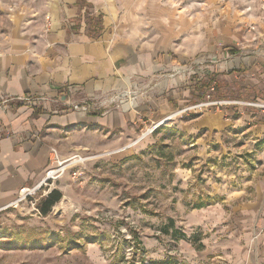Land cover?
<instances>
[{"label":"crops","instance_id":"0c3cea01","mask_svg":"<svg viewBox=\"0 0 264 264\" xmlns=\"http://www.w3.org/2000/svg\"><path fill=\"white\" fill-rule=\"evenodd\" d=\"M213 9L211 0H0V212L44 179L53 149L63 156L83 140L154 126L211 87L216 100L244 104L207 108L190 124L264 142V111L245 104L264 103V58L248 50L264 49V20L251 19L262 10L229 24ZM228 202L230 213L219 205L171 221L176 264H264V179ZM193 231L201 245L183 236ZM144 245L163 264L160 242Z\"/></svg>","mask_w":264,"mask_h":264},{"label":"rangeland","instance_id":"374dc122","mask_svg":"<svg viewBox=\"0 0 264 264\" xmlns=\"http://www.w3.org/2000/svg\"><path fill=\"white\" fill-rule=\"evenodd\" d=\"M211 5L213 20L227 17L230 24L252 8L262 14L241 16L264 20V0H211ZM248 50L264 58V49ZM208 92L209 101H220ZM225 101L233 102L227 106L237 102ZM184 110L158 128L162 122L129 135L110 132L108 143L100 135L97 142L67 146L63 156L59 153L64 171L43 186L35 206L24 201L0 212V264H158L144 245L146 238L165 248L160 263L183 262L169 235L171 221L219 205L230 213L229 193L264 179V142L254 143L248 132L232 128L199 130L189 121L207 108ZM54 190L62 200L44 217L39 206ZM197 234L183 236L195 242ZM201 239L195 243L201 245ZM95 246L98 252L92 254Z\"/></svg>","mask_w":264,"mask_h":264},{"label":"built area","instance_id":"2783aa9c","mask_svg":"<svg viewBox=\"0 0 264 264\" xmlns=\"http://www.w3.org/2000/svg\"><path fill=\"white\" fill-rule=\"evenodd\" d=\"M49 20H50V18H47L48 27L50 26ZM214 92H215V88L211 87L209 89L208 94L211 95ZM206 95L204 94V98L207 99V101L205 103L199 104V105L194 106L192 108H187V109L184 110V112H187V111H190V110H193V109H203V108H209V107H215V106L224 107V106H227V105H231L233 103V102L224 101V100L211 102V101H209L210 97L206 96ZM19 101L31 103L28 98H21V99H19ZM237 104L238 105H242L244 103L238 102V101L234 103V105H237ZM245 104L248 105V106H251V107L259 108L262 111H264V103H261V102H249V103H245ZM156 129L157 128H154L153 131H155ZM153 131H151L150 133H153ZM52 155H53V157H52V160H51V167L46 172V175H45L44 179L39 184H37L34 187L21 189L20 192H19V197H18L17 201L14 204H12V207L15 206V205H18L19 203H22L24 201L30 202L33 206H35L36 203L38 202V198L41 196L40 192L42 191L43 186L45 184H47L50 180H54L55 178H57L58 174L62 173L64 171L65 168L62 169V165L64 164V162L60 161L59 154H58V151L56 149L52 150ZM55 162L57 163V168H52V165H54Z\"/></svg>","mask_w":264,"mask_h":264},{"label":"trees","instance_id":"16d2710c","mask_svg":"<svg viewBox=\"0 0 264 264\" xmlns=\"http://www.w3.org/2000/svg\"><path fill=\"white\" fill-rule=\"evenodd\" d=\"M62 197L63 196L60 191L54 190L47 198L43 200V202L39 206L40 213L44 217L48 216L53 207L62 200Z\"/></svg>","mask_w":264,"mask_h":264},{"label":"bare ground","instance_id":"6f19581e","mask_svg":"<svg viewBox=\"0 0 264 264\" xmlns=\"http://www.w3.org/2000/svg\"><path fill=\"white\" fill-rule=\"evenodd\" d=\"M162 124H164V123H161L160 125H158L157 128L160 127ZM153 130H154V128L151 129V130L149 131V133H150L151 131H153ZM149 133H148V134H149ZM148 134L143 135V137H146ZM143 137H142V138H143ZM142 138H140V139L138 140V142H139ZM135 144H136V143H134L133 145H135ZM133 145H132V146H133ZM128 146H129V145H128ZM132 146H131V147H132Z\"/></svg>","mask_w":264,"mask_h":264}]
</instances>
